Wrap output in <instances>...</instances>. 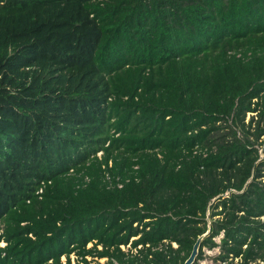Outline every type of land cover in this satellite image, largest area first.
<instances>
[{
  "label": "trees",
  "instance_id": "trees-1",
  "mask_svg": "<svg viewBox=\"0 0 264 264\" xmlns=\"http://www.w3.org/2000/svg\"><path fill=\"white\" fill-rule=\"evenodd\" d=\"M206 233L195 263L264 264V0H0V264Z\"/></svg>",
  "mask_w": 264,
  "mask_h": 264
},
{
  "label": "rangeland",
  "instance_id": "rangeland-1",
  "mask_svg": "<svg viewBox=\"0 0 264 264\" xmlns=\"http://www.w3.org/2000/svg\"><path fill=\"white\" fill-rule=\"evenodd\" d=\"M250 116L251 115L247 116L246 121L249 120ZM220 239H221V236L216 238L215 242L219 243ZM1 246H2V244H1ZM89 247H91V244H89L87 248H89ZM173 248H175V245H173ZM127 249H128V247H123L122 248V250L125 251V252L127 251ZM202 252H203V260L198 261V262H196L194 264H218V263H216L214 261L216 256L219 254V250L218 249H213V250L203 249ZM90 260L91 259L88 258V261H90ZM61 261L63 262V264H65V258H62ZM70 262H71V264H78V262H77V260H76V258L74 256L70 257ZM105 263H106V259H101V260H98V261L94 260V261H92L91 264H105Z\"/></svg>",
  "mask_w": 264,
  "mask_h": 264
},
{
  "label": "water",
  "instance_id": "water-1",
  "mask_svg": "<svg viewBox=\"0 0 264 264\" xmlns=\"http://www.w3.org/2000/svg\"><path fill=\"white\" fill-rule=\"evenodd\" d=\"M206 235H207V233L204 234V235H202V236H200V237L196 240L195 244L193 245V248H192V251H191L189 257L185 260V262H184L183 264H194V263H195L196 258H197L198 253H199L200 244H201L203 238H204Z\"/></svg>",
  "mask_w": 264,
  "mask_h": 264
}]
</instances>
